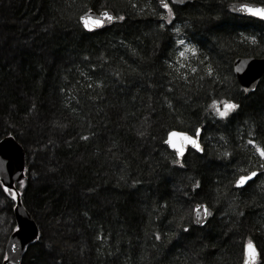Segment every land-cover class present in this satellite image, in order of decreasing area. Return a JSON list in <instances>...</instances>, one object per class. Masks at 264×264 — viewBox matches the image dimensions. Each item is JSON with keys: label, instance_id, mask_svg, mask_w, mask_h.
<instances>
[{"label": "trees", "instance_id": "trees-1", "mask_svg": "<svg viewBox=\"0 0 264 264\" xmlns=\"http://www.w3.org/2000/svg\"><path fill=\"white\" fill-rule=\"evenodd\" d=\"M232 1L169 4V24L155 0H0L3 34L18 42L0 50V138L24 147L16 189L39 225L20 264H243L250 240L264 264V160L248 144L264 147V75L244 92L232 70L236 57L264 56V21L231 13ZM106 7L123 19L85 31L79 15ZM226 100L238 108L220 118L209 106ZM198 127L203 151L177 162L167 132ZM29 140L52 159L46 180ZM196 202L213 209L202 226ZM14 204L0 194V264ZM45 220L64 233L44 238Z\"/></svg>", "mask_w": 264, "mask_h": 264}, {"label": "water", "instance_id": "water-1", "mask_svg": "<svg viewBox=\"0 0 264 264\" xmlns=\"http://www.w3.org/2000/svg\"><path fill=\"white\" fill-rule=\"evenodd\" d=\"M160 5V0H155ZM168 0H165L167 2ZM172 4L176 5H184L186 3H191L193 0H169ZM243 4H249L252 6H261L264 4L257 3V2H251L246 0H236L232 1L228 4V9L233 14L239 16V17H246V18H255L252 17L246 13H242L240 11H233V8L239 9V7ZM161 6V5H160ZM108 12L110 15L114 17L111 21H106L103 25V27L95 28L91 31L85 29L83 27V23L80 20L81 16L84 15H91L93 18H101V14L103 12ZM120 17L114 13V11L110 8H102L98 11L95 9H88L84 12H82L79 15V22L87 32H94L96 30L103 29L105 27L111 26L113 23L121 20ZM259 19V18H255ZM261 20V19H259ZM264 21V20H262ZM232 70L233 73L239 83V85L242 87L244 92H250L256 88L258 85L260 79L264 75V56H239L236 57L232 62ZM200 129V127H199ZM170 131H176V132H184L188 135H192L186 131L177 130V129H171ZM168 131V132H170ZM167 132V133H168ZM194 136V135H193ZM168 136L166 135L165 140H167ZM175 139V138H174ZM198 143L200 145V148L202 149V145L200 144L199 137ZM164 140V141H165ZM171 150L172 149L168 144H166ZM190 146V145H188ZM185 150L187 149V147ZM191 147V146H190ZM195 149V148H193ZM196 150V149H195ZM198 151V150H197ZM201 152V151H198ZM178 160L181 161L182 156H177ZM25 162H26V153L24 150L23 145L13 136V135H5L0 138V180H3L4 183H10L13 188H15V182H18L20 179L24 177V170H25ZM258 173V170H253ZM252 172V171H251ZM251 172L243 175H248ZM239 176L237 177V179ZM236 179V180H237ZM254 177L252 178V180ZM251 181V180H250ZM248 181V182H250ZM247 182V183H248ZM236 186V181H235ZM18 193V192H17ZM197 205H201L203 207L207 208V211L210 213V215L205 216L203 213V209L200 211L201 220L202 223L196 222V212L194 209H196ZM13 215L16 222V228L8 235L4 252L5 255L8 256V260H3L2 264H20L23 254L26 250V247L28 244L32 243L38 238L39 235V225L37 224L34 217L31 215V213L28 211V209L25 207V205L22 203L20 195L18 193V198L16 199V203L13 207ZM213 215L212 208L206 203V202H196L193 205L191 216H192V222L195 226H202L204 225L208 219L211 218ZM248 243V242H247ZM243 247V260L242 263L244 264L245 260V245ZM254 246L256 247L257 251L258 248L254 242H252ZM259 253V251H258ZM259 258V255H258ZM257 258V260H258ZM256 260V261H257Z\"/></svg>", "mask_w": 264, "mask_h": 264}, {"label": "snow or ice", "instance_id": "snow-or-ice-1", "mask_svg": "<svg viewBox=\"0 0 264 264\" xmlns=\"http://www.w3.org/2000/svg\"><path fill=\"white\" fill-rule=\"evenodd\" d=\"M160 5L161 7L167 11L168 14V23L170 24L172 22V19L174 17L173 9L170 7L169 3L165 2V0H160ZM233 11H240L242 13H246L252 17L259 18L261 20H264V5L261 6H252L249 4H243L239 7V9L233 8ZM103 19L101 18H93L91 15H84L80 17L81 22L83 23V27L89 31L95 29V28H100L103 27L104 23L106 21H111L114 19L112 15H110L108 12H103L101 14ZM120 19H123V17H120ZM164 25L162 24L161 27ZM178 32L179 29H176ZM179 44L183 45L185 42L184 41H178ZM192 51L193 55H195V49H189ZM183 55V53H181ZM193 72L196 71V69H192ZM212 109L215 110L216 114L220 118H226L229 117V114L233 112L235 109L238 108V105L235 103H232L230 101H224L223 102V110L218 107V104L216 101H213L212 104L209 106ZM201 129L197 128L195 130V134L193 135H188L184 132H176V131H170L167 133V140H165V143L168 144L172 149L175 150V153L177 156H183L185 152L186 146L190 145L192 148H195L198 151H202L200 148V145L198 143V137L200 135ZM175 138V139H174ZM83 139H87V137H83ZM249 145H252L255 148L256 153L259 155L261 160H264V147H260L255 143L254 140L250 139L248 141ZM227 155V153H225ZM179 162V161H177ZM261 168H264V164L260 165ZM258 173L256 171H252L248 175H240L239 178L236 180V187L237 188H243L246 186L247 182L252 180L253 177H256ZM24 180L20 179L19 180V187L23 188L24 187ZM196 187H199V184L196 185ZM0 194H7L8 197H10L12 200H15L18 198V193L17 191L11 186L10 183H4L3 180H0ZM203 209V213L205 216L210 215V213L207 211L206 207H203L201 205H197L196 209L194 211L196 212V222L197 223H202L203 221L201 220L200 216V211ZM183 219V217H181ZM185 232L188 231L187 228L184 229ZM156 239H160L159 235L156 236ZM258 251L254 244L249 241L245 245V260L244 264H255L257 258H258ZM4 260H8V256H4Z\"/></svg>", "mask_w": 264, "mask_h": 264}, {"label": "rangeland", "instance_id": "rangeland-1", "mask_svg": "<svg viewBox=\"0 0 264 264\" xmlns=\"http://www.w3.org/2000/svg\"><path fill=\"white\" fill-rule=\"evenodd\" d=\"M5 2H6V0H5ZM4 22H6L7 23V20H3L2 19V21L0 20V50L2 51V52H4L5 53V55H7L8 54V52H9V50H11L10 51V53L9 54H11V52H12V48L13 47H15L16 46V44L18 43V42H16L15 40H12V36L10 35V33H8V34H3L4 32H3V30H2V26L4 25ZM180 41V40H179ZM182 41H184L185 43L183 44L184 45V47H185V50H188V49H191V46H190V44H189V42H187V41H185V40H182ZM222 108V109H221ZM220 109L221 110H223V107H220ZM29 133H31L32 132V130L29 128L28 130H27ZM27 132V133H28ZM22 136L24 137V132H23V134H22ZM27 143L29 144L28 146H30V147H32L31 145L32 144H35V142H32V141H27ZM36 145V147H35V151L37 152V161H36V165H34V166H36V167H38L39 166V164H37V162L38 163H40L41 164V168L40 167H38V168H40L41 170H40V174L38 175L39 177H41L42 178V180H43V178H45V180L48 178V175H50L51 173H52V168H51V164H52V159L49 157V155H47V153H44L43 151V149H42V147H40V145H38V144H35ZM33 148V147H32ZM32 148H30V150L29 151H31L30 153H33L34 151L33 150H31ZM33 151V152H32ZM43 160V162H41L42 160ZM45 159V160H44ZM43 163V164H42ZM48 174V175H47ZM238 177V176H237ZM236 180V179H235ZM2 206V209H1V211H0V239H2L3 237H4V232H6V227H7V220H6V214H5V206L4 205H1ZM37 220H38V222H40V220L37 218ZM63 220V219H62ZM63 222V221H62ZM45 225H46V227H45ZM68 226V225H67ZM41 227H42V229H43V231H44V234H45V236H44V238H48L49 236L47 235L48 233V228H50V230L53 232V230L54 231H57V232H60V233H64V227H62V225L59 223V222H57V221H54V223L52 224V225H49L47 222H46V220H45V222H44V224L42 223L41 224ZM65 227H66V225H65ZM71 227V226H70ZM47 229V230H46ZM71 229H74L73 227H71ZM51 232V233H52ZM65 234H67V238L69 237V234L71 235V237L72 238H74L73 240H74V242H76L77 240H79V237H74L72 234H73V232L72 231H68V229H67V233L65 232ZM6 241V240H5ZM251 241V240H250ZM257 263V262H256ZM255 263V264H256Z\"/></svg>", "mask_w": 264, "mask_h": 264}, {"label": "bare ground", "instance_id": "bare-ground-1", "mask_svg": "<svg viewBox=\"0 0 264 264\" xmlns=\"http://www.w3.org/2000/svg\"><path fill=\"white\" fill-rule=\"evenodd\" d=\"M190 44V43H189ZM167 135V134H166ZM166 138V137H165Z\"/></svg>", "mask_w": 264, "mask_h": 264}]
</instances>
